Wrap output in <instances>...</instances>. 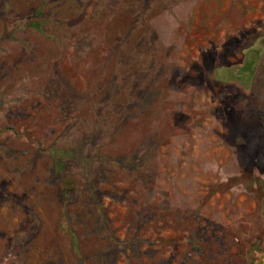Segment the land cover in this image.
Listing matches in <instances>:
<instances>
[{
  "label": "rangeland",
  "instance_id": "rangeland-1",
  "mask_svg": "<svg viewBox=\"0 0 264 264\" xmlns=\"http://www.w3.org/2000/svg\"><path fill=\"white\" fill-rule=\"evenodd\" d=\"M263 257L264 0H0V264Z\"/></svg>",
  "mask_w": 264,
  "mask_h": 264
},
{
  "label": "trees",
  "instance_id": "trees-1",
  "mask_svg": "<svg viewBox=\"0 0 264 264\" xmlns=\"http://www.w3.org/2000/svg\"><path fill=\"white\" fill-rule=\"evenodd\" d=\"M54 156L58 157L56 160L57 171L59 174H62L66 170V164H65L64 157L61 154L59 155L58 152H54ZM63 182H65V181H63ZM62 186H63V188H62L63 192L67 193L69 190V186L66 183H64Z\"/></svg>",
  "mask_w": 264,
  "mask_h": 264
},
{
  "label": "water",
  "instance_id": "water-1",
  "mask_svg": "<svg viewBox=\"0 0 264 264\" xmlns=\"http://www.w3.org/2000/svg\"><path fill=\"white\" fill-rule=\"evenodd\" d=\"M261 264H264V257L262 258V263Z\"/></svg>",
  "mask_w": 264,
  "mask_h": 264
}]
</instances>
